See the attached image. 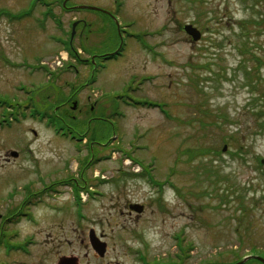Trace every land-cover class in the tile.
I'll list each match as a JSON object with an SVG mask.
<instances>
[{"label":"rangeland","instance_id":"rangeland-1","mask_svg":"<svg viewBox=\"0 0 264 264\" xmlns=\"http://www.w3.org/2000/svg\"><path fill=\"white\" fill-rule=\"evenodd\" d=\"M72 1L108 9L116 6L123 24L137 20L131 35L143 29L157 32L143 37L142 44L146 42L148 48L137 44V39H129L123 55L108 61L93 84L88 83L92 68L84 61L69 60L58 68L61 72L56 70L54 84L46 86L35 100L68 116L76 134L102 136L106 146L96 143V154L113 159L98 163L91 160L83 170L81 160L88 148L81 141L61 135L45 117L31 118L30 111L17 120L11 118L10 126L0 125V213L21 201L19 192L11 194L15 180L18 186L31 183L37 188V170L43 172L38 175L56 179L83 170L90 186L98 173L106 171L109 176L119 167L126 168L124 162L117 164L114 159L124 160L120 147L151 165L154 179L164 182L168 210H160L152 201L146 184H153L148 180L126 181L118 186H97L94 180L99 195L84 192L81 202H89L93 228L109 237L110 246L101 262L92 257L87 264H142L138 250L149 264L157 260L170 262L171 257V262H177L179 235L184 238V246L192 247L185 264H233L254 250L264 253V165L259 166L264 159V127L259 123L262 121L264 126V98L255 99L259 91L247 83L240 69L246 55L239 52L248 40L252 52L264 60V0ZM25 4V0H0V6L13 9ZM74 17L90 22L95 16L88 11H62L60 30L55 22L48 21L44 31H38L31 18L11 25L1 21L0 91L10 97L18 95L23 101L25 93H19L18 87L34 90L35 95L47 84L48 75L6 65L3 57L8 55L19 62L26 56L34 65L41 56L49 68L55 69L58 54L54 53L60 51L67 57L65 42L72 21L77 20ZM186 24L202 32L199 41L194 42L181 29ZM56 33L61 35L59 48L51 38ZM111 34L101 24L88 28L80 25L74 47L87 59L92 48ZM105 42L108 44H102L104 47L116 46L110 40ZM206 64L210 69L198 68ZM247 66L252 70L254 60ZM260 74L263 80L259 88L264 91V66ZM74 86L79 87L76 95L80 103L88 104V112L93 107L92 115L104 121L89 125L79 120L76 109L66 103ZM141 101L160 103L168 115L158 107L132 105ZM116 103L122 115L109 117ZM3 110L0 107L1 115ZM188 150L194 151L191 160ZM58 197L53 199L71 201L68 193ZM133 203L146 205V212L138 218L130 215L129 205ZM73 207L62 214L42 205L37 207L34 214L38 225L24 222L18 227L21 232L35 234L40 244L28 257L14 255L9 259L0 255V263L54 264L59 255L74 250L84 253L79 232L73 230L79 228Z\"/></svg>","mask_w":264,"mask_h":264},{"label":"flooded vegetation","instance_id":"flooded-vegetation-1","mask_svg":"<svg viewBox=\"0 0 264 264\" xmlns=\"http://www.w3.org/2000/svg\"><path fill=\"white\" fill-rule=\"evenodd\" d=\"M25 1L26 4L18 9H13L10 6H3V5L0 6V22L4 21L6 25H11L13 23H19L24 19L31 18L38 31H44L46 29V22L48 21L52 23L55 22L58 26L57 29L60 30L61 21L59 20L60 19L59 16H61L62 11H65L66 13L83 11L75 8L76 6L83 4L74 3L72 0H25ZM91 6L98 7L107 12L85 10V12L86 11L91 12L95 16L94 19L91 20L90 22L85 19L79 20L76 17H74V19L77 20L72 21L71 45H74V36L76 34L77 27L80 25H82L83 27L86 26L88 28L91 25L101 24L105 30L108 29L109 32L111 33L115 31L117 32V38L113 39L112 41L113 44H116L114 48L113 47L107 48L102 45V44L105 45V43H107L105 41L109 39L108 36L101 45H99L96 48L94 47L92 48V52L90 55H88L89 57L87 58L91 62L92 75L96 73V70L99 71L100 68L103 69V67L108 62V60H106L107 58L110 59L112 57L122 56L123 50L128 45L129 39L132 38L136 40V38L139 37L140 34L152 35L155 34V32H157V30L149 31L148 29L146 30L143 29V30H139L137 35H131L129 34V32L137 25L138 23L137 20H131L126 25L123 24V22L121 21L119 16L120 9H118L116 6L115 9H110V8L108 9L107 7L99 6V5H91ZM118 22L121 24L120 31L117 25ZM111 28H113V30ZM51 38L55 45L58 44L57 45L58 48L61 47L60 34L56 33ZM135 42L137 44H140L138 40ZM59 53L60 51L55 52L54 54H59ZM3 59L5 60V62H7L6 65H11L18 68L27 67L29 69H33L36 72L41 71L46 75L45 65L47 62L41 59V56L36 58V63L34 65L31 64V62L27 59L26 56H24L19 62L14 61L8 55H6V57L4 56ZM111 60L112 59H110L109 61ZM51 77H52L51 75L48 76V79L46 81L47 83L49 82L51 83L52 81ZM43 90L44 89L39 88L37 89V93L33 95L34 93L33 91L26 90V88L24 87H18L17 91L19 93L22 92L25 93L24 95L25 97L23 98V101L22 100L19 101L18 95H15L14 98L12 96L10 97V95L7 94V92H5L4 94L3 91H0V107L4 109L2 115L0 114L1 115L0 125L2 124H7L8 126L11 125L12 122L11 118H14L15 112L17 113V117L22 114L25 115L27 111L32 112L31 115L33 116L34 111L36 109L38 112L46 113L45 110L50 108L45 107V105H40L39 101L38 102L35 101L37 100V97H39L38 96L39 93ZM30 94L31 97H28ZM77 98L78 97L76 95V91H74L73 93H71L70 99L66 103L70 108H73L72 104L74 102L77 103V109L75 111L78 112V115L80 117L79 120L81 122H86L87 124L90 125L91 122L94 121L95 119L104 120L101 119L100 117L99 118L94 117L92 115L93 107H91V109L88 112L87 111L88 104L82 102L80 103V99L78 100ZM16 100L18 102H16ZM88 101H90V99H88ZM63 117L57 112L56 118L59 119L60 121L66 122L65 117L64 118ZM69 126L71 129H73V126H71L70 124ZM96 143H100V145L104 147L106 146V142L103 141L100 142L97 141ZM84 144L87 145L88 141L86 140ZM88 155L89 152L87 153V156ZM92 157L94 158V155H92ZM102 159L106 160V157L103 158V154L101 155L99 154L97 156V163L101 162ZM119 162L120 161L117 160V164ZM36 173H37L36 178L39 177L38 183L40 184V187L35 188L33 185H31V183H25L22 186H18L16 180L13 182V186L11 188V191L13 193L11 194H14L15 191L16 193L19 192L21 194V201L16 205L13 206L10 205L5 207L6 210H4L2 214L0 213V255L9 259H11L14 255H25L26 257L32 255V253L34 252V248H36V246L40 244L39 240L37 239V236L35 234L21 232L19 227L22 226L24 222L33 226L38 225L39 219L34 214L35 209H37V207L42 205L50 212H54L55 214L56 213L62 214L63 211H66L71 206H74L73 216L75 220L78 221L77 224L79 228L77 229L73 228V230L79 232L80 244L85 249V252L83 253L74 250L69 254L59 255L57 256L56 262L54 264H60V262L65 258L72 259L75 264H87V262H90L92 257H94L95 259L101 262V260L103 258H106L109 254V246H110L109 237L101 232L100 233L97 232L93 228V222H91V218L88 215L89 202H85L84 204H82V202L78 203L77 201V194L83 192L87 188L88 186L87 183L90 181V179L88 178L86 179V174L84 176V171L76 174H73L71 172L70 174L67 172V175H65L64 178H60V179L46 177L45 175H38L39 173H43L40 172V170H37ZM105 173L106 171H104L103 175L98 173V175L93 176L89 184H91L92 186L94 180L96 183H102V185L112 184V186L121 185L126 181L137 182L144 180V182L147 183L146 178H144L142 174L135 173L129 168L122 169L121 167H119L118 170L114 171V173L109 176ZM96 177H98V179ZM146 185L148 186L147 192L150 193L152 201L156 203L157 207L160 210L165 208V211H167L168 207L165 204V191H163V187L158 185H149V184ZM67 193L69 194L68 199H70L71 201L61 203V201L53 199L54 196L59 195L60 197V196H64ZM50 196H52V198ZM71 202L72 204L75 205L69 204ZM128 212H130V215L135 214L136 217L138 218L139 216L143 215L146 212V205L140 203H133V205L130 204ZM182 241L184 242V238H182ZM103 245H104V252L103 254H101L100 251L97 250V248H95V246L103 247ZM178 248H179V253L177 255L178 256L177 263L171 262L173 261L171 257L169 258L170 260H168L170 262L167 261L159 262V260H157L156 262L153 261L152 264H180L179 262L180 255L184 256V254L179 246ZM141 253L142 252L138 250L137 255H139L140 259L142 258V256H144L141 255ZM187 258L188 255L182 261V264H185ZM143 261L147 263V258L145 257ZM144 262H142V264ZM0 264H12V260L10 262L0 263Z\"/></svg>","mask_w":264,"mask_h":264},{"label":"trees","instance_id":"trees-1","mask_svg":"<svg viewBox=\"0 0 264 264\" xmlns=\"http://www.w3.org/2000/svg\"><path fill=\"white\" fill-rule=\"evenodd\" d=\"M195 23V22H194ZM181 29H183V27H181ZM110 34H111V32H109ZM143 34H140V36L138 37L139 39V42L142 44V42L144 41V39H143V36H142ZM117 38V32L115 31L114 33H112L111 34V36L109 35V39L108 40H110L111 42L113 41V39H116ZM248 41V40H247ZM247 41L245 42V44H244V47L243 48H239V52L243 55V56H245L246 55V57L244 58V60L242 61V63H241V65H240V69L241 70H244V72H245V76H246V78H247V83L249 84V86L251 87V89L252 90H255V91H259V96L258 97H256L255 99H258L259 97H261V98H264V91H261L260 90V88H259V86H260V84H259V82L261 83V80H263V77H262V75L260 74V71H261V68L264 66V60H262L261 58H259V57H257L253 52H252V50H253V47H251L250 45H249V43H247ZM142 46L143 47H145L146 48V46L147 45H143L142 44ZM69 47V46H68ZM69 51H70V54H71V56H72V58H76V57H78L77 56V49L75 48V47H70L69 48ZM92 52V51H91ZM250 56V57H249ZM254 60V62H255V66L253 67V69L252 70H248L247 68H248V66H247V62H250V61H253ZM209 65H203V66H201V65H198V68H206V69H210L209 67H208ZM77 87V86H76ZM74 87V91L75 90H78V88L79 87ZM114 99V98H113ZM114 101H115V99H114ZM140 104H144V105H150V106H157V107H163L160 103H158V102H148V101H141V102H136L135 103V105H140ZM114 106V109H115V111H113L112 110V113H111V115L109 116V117H114L115 115H117L119 112H118V108H117V106H118V104L116 103L115 105H113ZM54 107V106H53ZM51 108V109H47V110H45L46 111V115L47 116H49L50 114H51V118H52V122H55V121H57L56 119V115H57V112L56 111H54L53 109L54 108ZM119 107V106H118ZM101 113L102 114H104V115H106V112H104V111H101ZM263 113V111H260V112H258V114L259 115H261ZM58 114H60V115H62V116H64L65 117V119H66V122H62L61 124H62V127H64V128H69V124H68V122L70 123L71 122V120H70V118L68 117V116H66V115H63V114H61V113H58ZM63 117V118H64ZM98 120H100V119H95L94 121H98ZM228 121V120H227ZM260 123V126L261 127H264V126H262V121L261 122H259ZM53 124V123H52ZM99 135V134H98ZM91 138H90V141H102V139H103V137L101 136H97V135H91L90 136ZM224 142L227 144L228 143V140L226 139V138H224ZM94 148H96V147H94ZM120 148V147H119ZM220 150H222V149H220ZM217 151V150H216ZM123 152H125V153H127L128 155H130V151H125V150H123ZM194 151L193 150H188V155H189V157H190V160L191 159H193L194 157H193V155H194V153H193ZM93 154H96V150L93 152ZM89 160L87 159V160H85V162H84V165H83V167H86V164H87V162H88ZM146 172L147 173H149V171H148V169H146ZM156 182H158V181H156ZM178 192H180L179 191V189L177 190ZM180 249H182V251H183V254H184V256H182V255H180V258H179V262H180V264H182V261L185 259V257L187 256V255H189V253H190V251L192 250V247L191 246H189V247H186V246H184V244H182L181 243V246H180ZM251 255H260V256H262V257H264V253H262V254H258V252H256V250H254L252 253H251ZM177 263V262H176ZM236 263V262H235ZM246 264H262L260 261H258V260H255V259H252V260H250V261H248Z\"/></svg>","mask_w":264,"mask_h":264},{"label":"water","instance_id":"water-1","mask_svg":"<svg viewBox=\"0 0 264 264\" xmlns=\"http://www.w3.org/2000/svg\"><path fill=\"white\" fill-rule=\"evenodd\" d=\"M80 8H84V9H96V8H93V7H80ZM184 31L186 32V34L192 38V40L194 42H197L201 39L202 35H201V32L193 25L191 24H187L185 27H184ZM73 109H76V104L74 105ZM14 156L17 155V153H12ZM264 163V161H263ZM141 211V210H140ZM95 248H97V250L100 251L101 254H103L104 252V245L103 247L102 246H95ZM250 259H257L259 261H261L263 264H264V258L262 257H259V256H249V257H246L245 259H243L242 261L238 262L237 264H245L248 260ZM60 264H74L73 260L70 259V258H65L63 259Z\"/></svg>","mask_w":264,"mask_h":264},{"label":"bare ground","instance_id":"bare-ground-1","mask_svg":"<svg viewBox=\"0 0 264 264\" xmlns=\"http://www.w3.org/2000/svg\"><path fill=\"white\" fill-rule=\"evenodd\" d=\"M80 5H78V6H76L75 8H78ZM112 60H119V57H112L111 58ZM91 145H93V146H96V142L95 141H88ZM85 159L87 160H92V157H90V156H86L85 157ZM144 167H143V165L141 164V163H139V162H137L136 164H135V167H134V170L135 171H141L142 169H143ZM259 261V260H258ZM261 262V261H260ZM262 263V262H261ZM75 264V263H74ZM263 264V263H262Z\"/></svg>","mask_w":264,"mask_h":264}]
</instances>
